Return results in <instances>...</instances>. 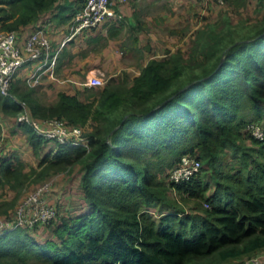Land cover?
<instances>
[{"label": "trees", "instance_id": "obj_1", "mask_svg": "<svg viewBox=\"0 0 264 264\" xmlns=\"http://www.w3.org/2000/svg\"><path fill=\"white\" fill-rule=\"evenodd\" d=\"M85 1L0 0V33L15 30L21 44L49 22L68 28ZM246 1L225 0L236 9ZM256 3L263 6V0ZM260 13L254 20L234 22L221 12L194 32L186 53L166 50L130 79L111 78L93 89V99L59 90L55 101L45 104L32 87L19 90L13 78L11 95L0 92L3 114L16 117L22 100L36 119L58 117L69 126L91 120V125L89 150L59 145L40 155L51 141L19 124L30 151L39 157L37 170H25L16 152L0 150V188L16 191L31 175L37 181L81 160L79 204L62 209L49 199L56 207L49 224L1 231L0 264H187L204 256L226 264L264 250V138L245 130L250 122L264 130ZM65 52L63 46L58 60ZM83 79L68 82L77 86ZM243 106L251 119L242 117ZM1 135L0 125V141H7ZM182 155L201 163L194 177L173 185L192 205L187 212L169 197L172 184L160 177ZM233 155L237 169L229 162ZM13 204L0 200V212L11 218ZM37 230L41 240L34 235Z\"/></svg>", "mask_w": 264, "mask_h": 264}, {"label": "rangeland", "instance_id": "obj_2", "mask_svg": "<svg viewBox=\"0 0 264 264\" xmlns=\"http://www.w3.org/2000/svg\"><path fill=\"white\" fill-rule=\"evenodd\" d=\"M143 4L141 17L147 26L140 24L139 27L140 35H137L139 42L133 47V36H130L123 27H119L118 22H114V30L107 31L106 33V50L102 36H99L97 42H90L89 35L86 34L83 38L74 43H65L66 52L62 57V66L60 70V77L64 80L61 83L65 86V89L69 93H78L81 100L93 99L95 96L94 90H98L104 86L111 78L116 80H122L125 76L129 79L137 75L139 69L150 59L160 58L163 56L166 50L176 51L180 49L186 53L190 47L191 40L194 32L204 24L215 21L223 11H227L233 18V21H248L254 20L260 16V10L264 11V0L263 6L259 8L256 0H247L245 6L232 7L224 1V3H212L209 0H175L173 5L165 3L164 0L158 2L154 0H141ZM129 30V27H127ZM47 36L50 39L53 46L58 43L53 42L51 35L47 32ZM75 46V48H74ZM137 46V47H136ZM136 47V48H135ZM90 68L99 70L104 79V83L96 87H78L72 82H68L71 79L79 80L85 78V74ZM19 69L18 72L21 71ZM17 72V73H18ZM71 78V79H70ZM59 82L61 79H58ZM45 87L38 88L37 97L42 103L50 104L56 99V86L44 84ZM84 87L86 89L84 90ZM242 117L247 120L252 118V112L243 106L240 109ZM1 113V112H0ZM4 128L2 130V136L7 138V141H0V150L2 151H14L18 158H20L24 165L25 170H30L37 166L38 158L32 154L30 147L24 149L21 144L16 146V149H9L12 142H22V137L10 139V135L14 137L15 130L13 124V118L3 116L0 118ZM5 122V124H4ZM6 125V126H5ZM91 120H88L84 124L80 125L83 129L88 132L90 130ZM9 147L7 150L6 148ZM15 147V145H14ZM50 148V146L48 147ZM49 150V149H48ZM47 152L46 148L41 153ZM231 155V153H229ZM237 154V153H236ZM229 158V162L233 169H237L240 164L236 155ZM81 160L73 162L66 168L51 172L46 177L35 180L34 175L30 176L22 187L21 190H11L8 187L0 188V200L3 202H10L14 200V204L9 208V214L15 209L16 204L21 198L31 192L35 187L43 182L50 181L51 191L49 194L50 199L58 202L60 207L71 209L76 207L81 201V193L79 188L80 179V165ZM36 170L38 167L35 168ZM165 181V174L160 176ZM17 195V196H16ZM169 197L180 205L184 212L190 211V202L185 203L181 197L174 196L169 192ZM53 201V202H54ZM154 213L155 210H150ZM7 218L5 213L0 212V220ZM38 233V234H37ZM35 237L41 240L42 233L40 230L34 232ZM257 254H264V250L259 251ZM256 255V254H255ZM247 258V257H246ZM245 257L241 260L230 261L226 264H241ZM223 261H219L214 257H202L200 260L190 261L187 264H221Z\"/></svg>", "mask_w": 264, "mask_h": 264}, {"label": "built area", "instance_id": "obj_3", "mask_svg": "<svg viewBox=\"0 0 264 264\" xmlns=\"http://www.w3.org/2000/svg\"><path fill=\"white\" fill-rule=\"evenodd\" d=\"M127 0H86L83 7L76 12L70 26L69 33L55 48L47 36L45 27L37 28L29 33L21 44H18V32L11 30L0 34V92L11 95V81L20 68L26 64L33 65L32 72L26 76L25 83L30 87H37L43 76L55 79V67L62 47L71 38L83 30L97 27L104 21H111L121 17L115 5ZM222 4L225 0H214ZM102 74L97 69L87 72L85 78L79 82L86 87L100 86L104 83ZM21 110L16 115L17 124H28L38 135L53 141L57 146H82L89 150V138L81 126H69L62 118L49 117L36 119L32 116L28 104L19 101ZM245 130L257 139L264 138L263 128L256 122L246 124ZM200 160L192 155H182L178 163L165 174V181L172 184L171 193L178 196L173 187L194 177L200 169ZM51 182H43L25 195L16 204L11 218L0 220V232L15 227L33 228L38 224H49L56 216V207L49 200ZM241 264H264V254L247 257Z\"/></svg>", "mask_w": 264, "mask_h": 264}, {"label": "crops", "instance_id": "obj_4", "mask_svg": "<svg viewBox=\"0 0 264 264\" xmlns=\"http://www.w3.org/2000/svg\"><path fill=\"white\" fill-rule=\"evenodd\" d=\"M154 1L158 2L159 0H154ZM174 1L175 0H164L165 3H169L171 5H173ZM141 4H143L141 0H127L125 3L120 4L117 7V9H116V11L120 12L121 17L117 18L118 20L114 19L116 22L120 21L119 27H123L125 29V31H127V33L129 31L128 34L130 36H133V47L139 42V39H140V37L138 38V36H137V35H140L139 32L142 29L141 27H139L140 24H142L143 27H144V25L147 26V24L145 22L143 24L144 19H143V17H141V12H142ZM142 14H143V12H142ZM112 21L113 20H111L109 22L107 21V23H106V21H104L103 23H101L100 25L95 27L94 31H90L88 29L89 31H87V32H85L83 34L84 35H86V34L89 35V41L90 42H97L98 39H99V36L101 35L102 36V40L104 42V47H105V50H106V33H107V31L108 32L111 31L110 24L112 23ZM69 26H70V24H69ZM69 26L67 28V25H65V24L57 25L55 22H53V23L49 22L44 27H45L46 31L50 33L51 39L53 40V42H57L58 43V42H61V40L66 35H68V33L70 31L69 30ZM127 27H129V30L127 29ZM66 29H68V33L65 35ZM83 31H81V32H83ZM80 33H78V34H80ZM83 36H82V38H83ZM21 39L22 38H20V40ZM75 43L73 45L77 44V43L76 44ZM74 48H75V46H74ZM61 66H62V57L59 58V60H58V62L56 64V67H55V77L56 78L55 79H51L47 75H44L42 80H41V82H40V84L37 87H32L34 89V95L35 96H37L38 88L40 90V87H45L44 84H46V86L47 85L56 86V89H57L56 92H58L59 90H63V91L69 92L68 90L65 89V86L61 85V83L64 82V80H62V78L60 77L61 76L60 75ZM33 67H34L33 65L26 64L25 66L22 67L21 71L18 72L15 75L13 82H17L19 90H24V89L31 88L30 86H28L25 83V78H26L27 75H29L32 72ZM93 69L90 68L87 72H89L90 70H93ZM58 79H61V81L59 82ZM77 86L79 87V86H83V85L77 84ZM28 107H29V104H28ZM29 110H30V107H29ZM30 112H31V110H30ZM3 116H7V115H5V114H3L1 112L0 113V118L3 117ZM7 117H9V116H7ZM10 118H13V124H14L13 127H14V130H15L14 137L10 135V139L15 138V137H18V138L22 137V142H20V143L12 142L10 148L7 147L6 150L8 148L9 149H16V146H18L19 144H21L24 149L29 148V146H28V144L26 143V140H25V135H24L20 125L17 124V122H16V117H10ZM4 124H5V122H4ZM0 125H1L2 130L5 129L1 119H0ZM2 137H5V136H2ZM14 145H15V147H14ZM49 146H50V148H48ZM57 147L58 146L53 141H51L47 145H45L41 149V151L42 150L44 151V149L46 148V151H48V149H49L53 153V152H55L57 150ZM41 151H40V155H42ZM43 154H44V152H43ZM49 194H50V192H49ZM48 197H49V195H48ZM49 199H50V197H49Z\"/></svg>", "mask_w": 264, "mask_h": 264}, {"label": "water", "instance_id": "obj_5", "mask_svg": "<svg viewBox=\"0 0 264 264\" xmlns=\"http://www.w3.org/2000/svg\"><path fill=\"white\" fill-rule=\"evenodd\" d=\"M221 63V62H220Z\"/></svg>", "mask_w": 264, "mask_h": 264}]
</instances>
